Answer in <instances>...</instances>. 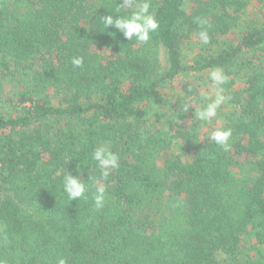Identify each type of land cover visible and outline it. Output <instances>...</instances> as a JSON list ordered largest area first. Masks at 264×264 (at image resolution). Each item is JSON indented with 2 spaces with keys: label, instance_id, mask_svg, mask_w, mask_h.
Wrapping results in <instances>:
<instances>
[{
  "label": "trees",
  "instance_id": "trees-1",
  "mask_svg": "<svg viewBox=\"0 0 264 264\" xmlns=\"http://www.w3.org/2000/svg\"><path fill=\"white\" fill-rule=\"evenodd\" d=\"M259 1L245 20L250 0H152L160 28L143 46L97 27L120 0H0V90L9 89L0 264H264ZM201 18L209 45L197 37ZM214 68L228 76L231 99L202 125L184 106L200 105L198 87ZM215 127L233 130L229 151L208 139ZM104 143L120 156L107 180L91 161ZM65 172L96 177L105 207L91 196L66 202Z\"/></svg>",
  "mask_w": 264,
  "mask_h": 264
},
{
  "label": "clouds",
  "instance_id": "clouds-1",
  "mask_svg": "<svg viewBox=\"0 0 264 264\" xmlns=\"http://www.w3.org/2000/svg\"><path fill=\"white\" fill-rule=\"evenodd\" d=\"M199 25L200 30L197 37L203 45H209L211 24L207 19L201 18ZM97 27L101 31L109 28L114 29L115 32H110L109 35L114 36L116 33H120L126 40H135L138 45L146 46L159 31L160 20L157 17L156 5L153 4L152 0H120L119 3L115 2L107 14L99 18ZM71 64L75 68H82L84 57H73ZM207 79L211 83V90L210 94L203 97L206 103L202 107L194 109L188 104L184 106L185 112L190 109L193 110L195 120L202 125L209 124L217 118L221 106L231 99L230 96L225 95L228 76L223 69H212L209 71ZM185 94H193L191 85L187 86ZM232 137L233 130L230 127H215L208 131V139L225 152L231 148ZM91 161L99 170V176L103 180H107L111 170L120 167L119 154L113 151L107 143L98 144L94 148L91 152ZM60 185L61 194L66 202L72 200L87 201L91 196L96 210L104 208L107 203L106 186L100 184L92 175L87 180H82L71 172H65L60 180ZM56 264H67V259L60 257Z\"/></svg>",
  "mask_w": 264,
  "mask_h": 264
},
{
  "label": "rangeland",
  "instance_id": "rangeland-1",
  "mask_svg": "<svg viewBox=\"0 0 264 264\" xmlns=\"http://www.w3.org/2000/svg\"><path fill=\"white\" fill-rule=\"evenodd\" d=\"M264 1V0H263ZM260 1L259 0H250L249 2V6L248 8L245 9V12H244V15L242 18H244L245 20H248L250 16H252L256 10L258 9V5H259ZM262 3V2H261ZM263 4V3H262ZM261 4V5H262ZM260 7V6H259ZM241 22V20H240ZM235 27H236V32L238 31V22L235 23ZM229 35V34H228ZM230 36V35H229ZM222 39H220V45H225L228 43V38L229 37H221ZM192 54L191 51H188L187 55H190ZM241 86V81H239L235 76H234V84L232 86V90H236L238 89L239 87ZM8 86L4 85V91L3 90H0V105H2V103H4V100H5V95H6V92H8L7 90H5ZM211 87V84H210V81H208L207 77L204 76V80H203V83L199 85L198 89H199V92L202 95V100L200 102V105L199 103L193 105L194 108H197V107H202L204 105V103H206V101L203 99V97L207 94H210V88ZM8 89V88H7ZM9 90V89H8ZM4 93V95H3ZM12 93V92H11ZM192 107V108H193ZM193 108V109H194ZM193 111V110H192Z\"/></svg>",
  "mask_w": 264,
  "mask_h": 264
}]
</instances>
